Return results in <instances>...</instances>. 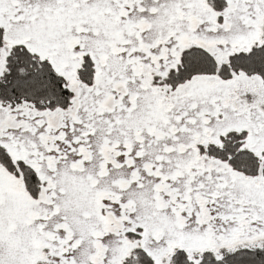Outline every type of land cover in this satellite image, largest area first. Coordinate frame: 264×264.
<instances>
[{
    "label": "snow or ice",
    "instance_id": "obj_1",
    "mask_svg": "<svg viewBox=\"0 0 264 264\" xmlns=\"http://www.w3.org/2000/svg\"><path fill=\"white\" fill-rule=\"evenodd\" d=\"M0 264H264V0H0Z\"/></svg>",
    "mask_w": 264,
    "mask_h": 264
}]
</instances>
